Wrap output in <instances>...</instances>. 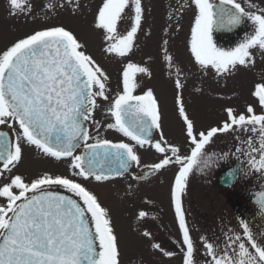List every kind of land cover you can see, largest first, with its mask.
I'll use <instances>...</instances> for the list:
<instances>
[{"label": "snow or ice", "instance_id": "obj_1", "mask_svg": "<svg viewBox=\"0 0 264 264\" xmlns=\"http://www.w3.org/2000/svg\"><path fill=\"white\" fill-rule=\"evenodd\" d=\"M7 3L10 17H34L31 0ZM46 7L76 15L83 5L80 0H57ZM179 9L191 12L186 48L201 77L226 80L255 68L258 56L264 60V0H187L186 4L182 0ZM145 11L143 0H100L93 13V28L103 38L104 54L126 61L114 94L106 69L84 40L63 24L39 27L0 47V264H122L111 210L88 185L128 174L139 182L166 169L173 170L170 196L179 233L175 250L164 249L147 230L141 235L150 239L153 251L170 259L179 256L180 264H199L182 196L194 165H202L203 171L229 163L228 154L214 159L206 146L219 134L255 133L258 141L255 136L243 143L238 139L235 151L264 172V73L253 82L252 102L243 111L226 106L223 119L198 127L183 96L187 76L182 78L183 69L168 41H163L162 58L173 81L186 154L164 134L153 89L137 94L138 74L151 76L148 67L129 59L143 30ZM246 21L252 31L234 46L217 43L215 32L234 31ZM97 112L104 119H97ZM102 130L124 139H109ZM26 148L65 163L66 171L44 170L32 176L18 172ZM141 149L154 151L157 160L142 164ZM134 167L147 171L136 174ZM225 175L234 178L237 173L229 170ZM258 202L264 208V193ZM147 216L145 211L137 213L139 220ZM202 243L203 264H264V245L256 242L247 224L240 232L233 230L223 248L207 240Z\"/></svg>", "mask_w": 264, "mask_h": 264}, {"label": "rangeland", "instance_id": "obj_2", "mask_svg": "<svg viewBox=\"0 0 264 264\" xmlns=\"http://www.w3.org/2000/svg\"><path fill=\"white\" fill-rule=\"evenodd\" d=\"M31 2L34 6V17L25 18L23 16L10 17L7 0H0V47L39 27L63 24L73 29L84 40L88 51L106 69L114 94L118 90L120 71L126 61L120 57L105 55L102 51L103 38L99 32L94 30L92 24L93 13L100 0H80L83 7L76 15L64 8L56 7L55 11H50L46 7V5H56L57 0H31ZM143 2L146 9L143 30L138 33V39L129 59L148 67L151 76L138 74L140 88L137 94L146 88L153 89L162 112L164 134L169 140L179 143L187 154L188 146L184 143L181 122L174 104L173 81L169 78V71L162 58L163 41H168L169 51L174 55L176 63L183 69L182 78L184 75L187 76L184 81L183 96L186 108L198 127L212 125L223 119V109L226 106L243 111L244 105L252 102L249 92L253 82L264 73V60L258 56L255 68L250 71L241 70L226 80L217 81L211 77H201L193 68L186 48L190 41L191 12L187 9L180 12L179 5L182 0H143ZM183 2L186 4L187 0ZM170 17L174 18L170 19ZM177 21H179L178 24ZM248 26L251 32V24L249 23ZM218 44L222 45L221 42ZM222 47L228 48L227 46ZM200 88L203 89L202 93L196 91ZM96 117L104 119L100 112L96 113ZM101 135L113 140L124 139L119 133L110 130H102ZM249 136H255L257 141L259 139L255 133L219 134L214 138V142L206 147V151L214 159L221 154H228L230 160L237 155L245 157L247 171L250 172L252 166L248 162V156L235 151L239 147L238 139L240 143H243ZM254 147L258 148L259 143H256ZM140 156L142 164L157 160V154L152 150L141 149ZM222 166L224 164L220 163L218 167L201 171L202 165H194L193 172L190 173L192 194L194 195L195 180L205 178L210 180L211 176L214 173L216 175L217 169ZM44 170L65 172L66 164L42 158L35 150L26 148L24 161L17 171L32 176ZM143 171L147 169L135 168L134 173L142 174ZM172 177L173 170L166 169L139 182L133 181L129 174L127 177H119L103 183L92 182L88 185L101 202L111 210L115 230L120 237L122 264L138 262L140 264H175V258L170 259L153 250L148 252L150 239L141 235L142 231L147 230L151 232L154 241L162 236L174 241L179 237L174 218V205L170 196ZM129 185H132L131 191H129ZM139 211L147 212L148 216L142 220L137 219ZM161 245L164 247V244ZM166 249L168 250V245Z\"/></svg>", "mask_w": 264, "mask_h": 264}, {"label": "flooded vegetation", "instance_id": "obj_3", "mask_svg": "<svg viewBox=\"0 0 264 264\" xmlns=\"http://www.w3.org/2000/svg\"><path fill=\"white\" fill-rule=\"evenodd\" d=\"M230 166H226V169L229 168ZM244 167V165H243ZM246 177V169H243V176L239 177L236 180V186L233 191H231L232 194L227 195L223 194L226 210L223 211V214L227 215V225L224 226V231L223 233L217 234L216 235V230L212 231L211 234L209 235V241L212 242L215 245H218L220 248H223L224 241L226 237L232 233L233 227H232V222L230 219V216H234L235 220L233 221L240 224V227L242 228L243 224H247L249 227V230L251 231L253 237L255 238L256 242L264 245V214L254 207L251 203L252 199L250 196H247L245 198V201L240 200V195L237 194V190L241 188L242 185L246 183L247 180H244ZM262 186V181H255L254 187H253V193H256L259 188ZM210 190L213 193V185H211ZM249 189H252V186L248 187ZM211 194H209L210 196ZM241 205V207H244L245 209H236V206ZM214 206L209 204V217L211 215V225L212 227L215 226V219H214ZM229 208V209H228ZM215 212L218 213V211L215 210ZM239 214H241L243 217H241ZM244 218V219H243ZM172 244H175L174 242Z\"/></svg>", "mask_w": 264, "mask_h": 264}, {"label": "water", "instance_id": "obj_4", "mask_svg": "<svg viewBox=\"0 0 264 264\" xmlns=\"http://www.w3.org/2000/svg\"><path fill=\"white\" fill-rule=\"evenodd\" d=\"M237 30V29H236ZM235 31V30H234ZM217 32H221V33H229V32H233V31H227V30H220V31H217Z\"/></svg>", "mask_w": 264, "mask_h": 264}]
</instances>
